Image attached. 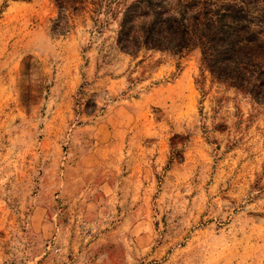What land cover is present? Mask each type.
I'll list each match as a JSON object with an SVG mask.
<instances>
[{
    "label": "rangeland",
    "instance_id": "rangeland-1",
    "mask_svg": "<svg viewBox=\"0 0 264 264\" xmlns=\"http://www.w3.org/2000/svg\"><path fill=\"white\" fill-rule=\"evenodd\" d=\"M100 1L0 0V264H264V104Z\"/></svg>",
    "mask_w": 264,
    "mask_h": 264
},
{
    "label": "trees",
    "instance_id": "trees-1",
    "mask_svg": "<svg viewBox=\"0 0 264 264\" xmlns=\"http://www.w3.org/2000/svg\"><path fill=\"white\" fill-rule=\"evenodd\" d=\"M30 1V0H26ZM57 22L100 0H53ZM117 21L115 45L125 54L198 51L202 71L264 104V0H105Z\"/></svg>",
    "mask_w": 264,
    "mask_h": 264
}]
</instances>
